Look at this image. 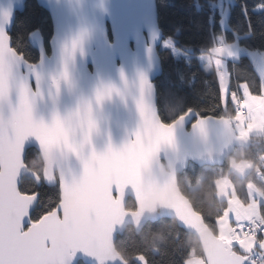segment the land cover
<instances>
[{
  "label": "water",
  "instance_id": "water-1",
  "mask_svg": "<svg viewBox=\"0 0 264 264\" xmlns=\"http://www.w3.org/2000/svg\"><path fill=\"white\" fill-rule=\"evenodd\" d=\"M26 1L0 0V27H5L9 35L16 13L24 11ZM36 1L48 11L52 21L49 52L42 33L35 30L29 35V42L39 53L37 62L31 63L18 53L12 40L11 73L0 57V132L7 133L14 144V171L37 177L50 186L58 184L59 190L62 184L75 188L84 174L80 156L62 136L42 139L40 135L29 134L16 139L17 128L26 120L21 110L25 86L30 89L28 101H34L31 112L34 124L52 125L55 114L62 119L71 114L74 132L70 142L77 148L89 131L90 106L95 127L91 129V143L81 150L84 157L90 156L93 149L103 153L109 145L122 149L135 142L140 133L136 155L110 174L121 211L111 233L113 255L106 256L102 264H129L116 248L117 237L130 225L139 232L147 222L161 218H172L194 234L207 264H248L249 256L234 250L229 241L209 227L178 183V175L191 162L199 166H223L236 148L247 146V138L236 132L232 119L227 116H198L196 111L188 110L170 123L161 118L156 79L163 72L159 47L164 34L159 26L156 0ZM5 11L11 13L10 22L3 21ZM81 36L82 43L72 59V41ZM2 44L3 33H0V47ZM66 60L68 78L64 79ZM144 76L150 88L143 85ZM53 77L59 80V90ZM110 86L119 91L98 102L97 93L106 92ZM142 98L150 106L147 123L138 107ZM166 133L171 134L170 139ZM30 148L40 153L42 177L20 158ZM97 183L98 180L94 181L79 194L99 198ZM68 198H72V193ZM129 198L135 202V209L127 208ZM49 243L55 246L58 241ZM80 261L101 264L100 255L82 251L76 253L70 264Z\"/></svg>",
  "mask_w": 264,
  "mask_h": 264
},
{
  "label": "trees",
  "instance_id": "trees-1",
  "mask_svg": "<svg viewBox=\"0 0 264 264\" xmlns=\"http://www.w3.org/2000/svg\"><path fill=\"white\" fill-rule=\"evenodd\" d=\"M214 1L156 0L164 39L173 38L175 45L189 54L188 57L177 58L171 48L159 47L163 72L156 79L158 107L161 118L167 123L188 110L196 111L198 116L230 117L233 114L232 103L226 108L223 106L216 71L205 70L199 60L200 55L208 53L218 43L220 36L227 41L237 39L242 45L264 52V0H233L226 26L221 23L223 15L220 10L212 12ZM35 30L42 33L49 52L53 30L50 15L36 0H27L24 11L16 13L10 35L13 47L31 63L39 59L38 51L29 42V35ZM229 72L231 92H238L243 82L247 83L252 93L261 92L262 79L248 55L230 62ZM247 142L246 147H238L232 155L252 161L253 167L244 177L229 169V159L223 166H199L191 162L178 175L181 191L216 234L217 219L225 204L217 197L216 180L219 177H231L238 196L243 200L248 198L246 186L250 181L264 194V163L260 159L264 153V133L251 135ZM25 162L42 177L43 161L35 148L28 149ZM41 191L52 198L60 195L58 184L46 187L43 180ZM126 206L128 209L136 208L131 198ZM219 206L222 211L217 209ZM260 212L264 222V203ZM116 248L129 264H185L191 254L204 258L198 238L172 218L149 221L139 232L128 226L117 237ZM233 249L238 251L236 246ZM138 257H142L144 262ZM78 264L85 263L80 261Z\"/></svg>",
  "mask_w": 264,
  "mask_h": 264
},
{
  "label": "snow or ice",
  "instance_id": "snow-or-ice-1",
  "mask_svg": "<svg viewBox=\"0 0 264 264\" xmlns=\"http://www.w3.org/2000/svg\"><path fill=\"white\" fill-rule=\"evenodd\" d=\"M10 17V12L3 13L4 22H10ZM0 33H3L0 57L11 73L14 64L11 37L5 27H0ZM82 39L83 36L73 39L70 53L72 59L75 58ZM216 51L223 52L224 49L218 48ZM65 52H68L67 45ZM63 78H68L67 60ZM53 82L59 90V80L53 77ZM142 82L146 87H151L146 76L142 77ZM29 90L27 86L22 90L21 110L25 113L26 120L17 128L16 139L20 140L29 134L40 135L42 139L62 136L69 148L80 156L84 174L75 188L62 184L58 198L42 194L39 178L14 171V144L7 133L0 132V264H70L78 251L100 255L102 264L106 256L113 255L111 233L113 223L121 211L120 201L115 199L118 193L111 186L110 174L136 155L140 133H137L135 142L126 144L122 149L117 150L109 145L103 153H97L93 149L90 156L84 157L81 150L91 143V129L95 127L91 107L87 111L89 131L84 134L83 141L77 148L70 142V135L74 132L71 114L66 119H62L58 113L55 114L52 125L34 124L31 118L34 101L29 102L27 99ZM113 91L119 90L110 86L106 92H98L97 101L102 102L106 95L110 98ZM138 107L147 123L149 104L142 98L138 101ZM165 135L171 138L170 133ZM20 158L26 160L23 154ZM97 180V188L101 193L99 198H87L79 194ZM69 193H72L71 199L68 198ZM50 240L58 243L53 246L49 243ZM189 264L194 262L189 261Z\"/></svg>",
  "mask_w": 264,
  "mask_h": 264
},
{
  "label": "crops",
  "instance_id": "crops-1",
  "mask_svg": "<svg viewBox=\"0 0 264 264\" xmlns=\"http://www.w3.org/2000/svg\"><path fill=\"white\" fill-rule=\"evenodd\" d=\"M232 2L233 0H224L222 5H220V12L223 15L221 20L223 26H226L227 24L229 7ZM218 48H223L224 51L217 52L216 49ZM229 53H231V55H229ZM205 54L206 57L204 59V63L205 66L209 67V69H207L201 62L200 63L205 70L216 71L220 85L222 103L225 108L229 105V103H232L233 107H235L234 102H236V92L230 91L231 75L229 72V63L232 61H237L242 55H248L251 58L258 74L262 79L261 92L258 94L252 93L247 83H241L238 88V93H240L242 96L241 105L246 110V112L244 114L236 113L234 108L233 114L230 116V118L234 123L236 132L241 136L248 138L251 135L263 134L264 57L262 53H259L257 49H252L240 44L237 39L227 41L224 36H220L218 43H216L210 49V51ZM225 69L227 70L229 76L227 81L226 75H224L226 74ZM222 79H224V82ZM243 84L246 86L244 87ZM224 89L229 91L227 103H225L223 99ZM260 159L264 163V153L260 156ZM252 167V161L246 158H236L235 160L231 159L230 157L229 159V169L239 177H244ZM260 176L263 175L260 174ZM216 187L218 199L225 201L223 212L217 219V234L221 238L229 241L232 222L252 219L255 217L261 218L260 207L261 204L264 203V194L254 182L250 181L246 186L248 198L247 200L241 199L236 192L233 180L228 175L219 177L216 180ZM232 246H236L238 250L237 252L243 253L244 255H251L249 257L248 264H257L253 257L256 253H259L264 249V233H262V235H260L258 238L247 237L236 244H232ZM189 261H193L194 264H207L203 257L194 254H191V256L186 260L185 264H189Z\"/></svg>",
  "mask_w": 264,
  "mask_h": 264
},
{
  "label": "built area",
  "instance_id": "built-area-1",
  "mask_svg": "<svg viewBox=\"0 0 264 264\" xmlns=\"http://www.w3.org/2000/svg\"><path fill=\"white\" fill-rule=\"evenodd\" d=\"M218 6L220 7V5L216 1L212 3L213 13L216 12ZM235 100H236L235 112L244 114L246 110L241 105L242 96L240 93L238 92L235 93ZM235 151H237V149H235ZM198 185L199 184H197V186ZM217 209L219 211H222V207L220 206ZM262 233H264V222L259 217L242 220L238 222H232L229 242L232 244H236L247 237L258 238L260 235H262ZM253 259L257 264H264V249L261 252L256 253Z\"/></svg>",
  "mask_w": 264,
  "mask_h": 264
},
{
  "label": "rangeland",
  "instance_id": "rangeland-1",
  "mask_svg": "<svg viewBox=\"0 0 264 264\" xmlns=\"http://www.w3.org/2000/svg\"><path fill=\"white\" fill-rule=\"evenodd\" d=\"M219 5H222V3L224 2V0H222V1H219V0H215ZM216 10H220V7L218 6V9H216ZM161 47H169V48H171L172 50H173V52H174V54H175V56L177 57V58H180V57H188L189 56V54L187 53V52H185L184 50H182V49H180L179 47H177L176 45H175V41H174V39L173 38H166V39H163V41H162V43H161V45H160ZM259 53H262V55H263V57H264V52L263 51H260V50H257ZM206 54H202V55H200V62L205 66V63H204V59H205V56ZM207 69H209V67H207V66H205ZM225 71H226V74H224V75H226V81H227V78L229 77L228 76V72H227V70L225 69ZM222 76V75H221ZM225 78V77H224ZM222 81L224 82V79H222ZM243 86L245 87L246 85H244L243 84ZM228 88V87H227ZM228 93H229V91L227 90V89H224V91H223V99H224V101H225V103H227V100H228ZM234 103H236V102H234ZM231 159H235L236 160V157L235 156H231ZM141 261H143L144 262V260H143V258L142 257H138Z\"/></svg>",
  "mask_w": 264,
  "mask_h": 264
}]
</instances>
